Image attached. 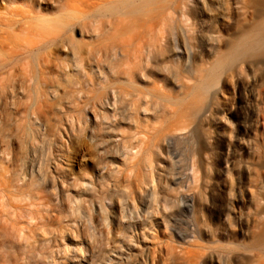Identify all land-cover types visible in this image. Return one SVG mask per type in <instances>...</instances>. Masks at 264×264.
Instances as JSON below:
<instances>
[{
  "label": "rangeland",
  "instance_id": "374dc122",
  "mask_svg": "<svg viewBox=\"0 0 264 264\" xmlns=\"http://www.w3.org/2000/svg\"><path fill=\"white\" fill-rule=\"evenodd\" d=\"M8 1L22 11L30 4ZM225 2L216 31L223 40L254 17ZM182 15L173 18L186 31ZM6 34L0 264H264V102L256 96L264 89V62L234 65L201 109L187 110L198 95L180 93L182 71L158 44L144 61L153 75L143 85L142 107L127 101L122 85L113 86L119 105L93 107L104 94L97 73L115 82L134 71L139 45L114 49L85 38L80 53H59L48 71L40 65L34 103L31 53L41 45L33 31ZM190 37L176 38L178 47L195 50ZM77 82L81 93L73 92ZM175 133L181 136L167 142Z\"/></svg>",
  "mask_w": 264,
  "mask_h": 264
},
{
  "label": "bare ground",
  "instance_id": "6f19581e",
  "mask_svg": "<svg viewBox=\"0 0 264 264\" xmlns=\"http://www.w3.org/2000/svg\"><path fill=\"white\" fill-rule=\"evenodd\" d=\"M234 1L240 6V10L251 13L254 17L237 25L235 34L223 40L216 31L221 28L227 8L225 0H30L29 6L23 11L7 0L4 4L0 2V14L9 16L8 19H0V40L7 41L8 35L2 38L1 34L16 28L34 32V42L41 45L40 50L31 53L35 81L34 103L41 94L38 82L40 65L42 64L44 71H48L58 62L59 53H80L84 47L83 39L93 38L99 44L114 49L130 48L138 44L139 48L133 51L136 62L134 71L125 73L123 77L115 76V82H110L105 74L97 73L104 94L101 97L97 95L92 106L105 105L113 108L121 103L113 89L116 85L125 88L126 97L130 99L127 101L142 107L145 102L142 91L146 90L143 85L150 83L153 75L145 73L144 61L153 56L152 52L158 44H163L166 54L184 76V80L178 82L177 89L183 96L192 93L198 95L184 106L185 109L197 110L203 107L205 96L216 93L222 76L234 65L249 59L264 62V0ZM50 11L54 13L52 17L41 15ZM175 13L187 15L188 30L180 28L178 20L173 18ZM89 26H92V31ZM186 34H190L191 40L196 43L195 50L186 43L178 47L176 38L184 39ZM125 38L126 45L122 42ZM41 54L44 55L42 59ZM5 56L0 51V59ZM205 58L210 62L197 66ZM5 61L9 59L6 58ZM4 62H0V67ZM194 67L195 72L192 71ZM87 82L89 85L93 84L91 80ZM81 88V83L77 82L73 92L81 93ZM149 95L170 105H176L177 101L178 104L182 103L180 99L173 100L168 96ZM256 96L263 103L264 89ZM179 136L180 133L169 134L166 141ZM188 209L186 202L184 210ZM179 237L184 239L187 235ZM260 243L264 244V231Z\"/></svg>",
  "mask_w": 264,
  "mask_h": 264
}]
</instances>
